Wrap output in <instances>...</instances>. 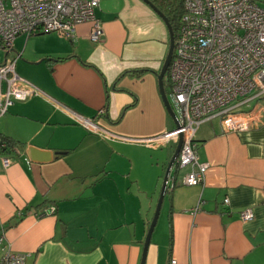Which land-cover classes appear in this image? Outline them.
<instances>
[{"label":"crops","instance_id":"crops-1","mask_svg":"<svg viewBox=\"0 0 264 264\" xmlns=\"http://www.w3.org/2000/svg\"><path fill=\"white\" fill-rule=\"evenodd\" d=\"M96 17L99 42L88 22L71 38L19 34L8 50L0 42V64L15 60L40 90L0 116V143L11 147L0 152L11 159L0 164V259L9 250L26 254L25 264L141 262L177 145L148 139L176 127L157 80L169 32L142 0H100ZM4 90L0 83V102ZM254 103L241 109L259 116L246 130H225L217 118L198 126L204 181L182 184L189 168L171 169L144 264H264V100ZM247 208L253 217L241 220Z\"/></svg>","mask_w":264,"mask_h":264},{"label":"built area","instance_id":"built-area-1","mask_svg":"<svg viewBox=\"0 0 264 264\" xmlns=\"http://www.w3.org/2000/svg\"><path fill=\"white\" fill-rule=\"evenodd\" d=\"M99 4L100 0H0L1 47L10 49L19 34L52 32L71 38L76 25L84 22L91 26L88 38L99 42L103 36L96 17ZM14 61L0 64V83H5L0 116L14 100L40 93L16 73ZM167 80L166 95L178 125L148 139L165 143L181 136L175 167L189 168L182 184L199 185L207 164L197 159L193 138L198 126L217 118L225 130L242 131L259 120L256 108L241 109L264 100V5L254 0H183ZM71 113L84 127L104 132L93 120ZM10 148L5 141L0 143V152ZM10 163L7 155H0L4 169ZM172 187L170 184L167 190ZM239 217L250 220L252 210L240 211ZM25 259L26 254L7 250L0 263L25 264Z\"/></svg>","mask_w":264,"mask_h":264},{"label":"water","instance_id":"water-1","mask_svg":"<svg viewBox=\"0 0 264 264\" xmlns=\"http://www.w3.org/2000/svg\"><path fill=\"white\" fill-rule=\"evenodd\" d=\"M144 1L146 4H148L161 18L162 20L165 22L166 27L168 29L169 32V47H168V51L166 54V57L164 59L163 65L161 67V70L159 72V74L157 75V80H158V87H159V93L160 96L162 98V101L164 103V106L168 112V114L172 117V119L175 122V125L177 126V120H176V115L173 111V109L170 106L169 100L167 98L166 92H165V88H164V77H165V73L167 71V68L169 66V63L171 61L172 55H173V48H174V32L172 30V27L169 23V20L167 18V16L157 7L153 4V2H151L150 0H142ZM180 145H181V136L178 137L177 139V145L176 148L166 166V170H165V174H164V178H163V183L161 186V190H160V194H159V198H158V202L156 205V209L155 212L153 214L152 220L150 222L149 228L147 230L145 239H144V243H143V250H142V258H141V262L140 264H144V260H145V256H146V252H147V248L150 242V238H151V234L153 231V228L156 224L158 215H159V211L161 208V204L163 201V197L166 191V188L168 187V177L170 174L171 169L175 166V162H176V158L178 156L179 153V149H180ZM29 153L31 154V156L33 157L34 155H36V157L41 158V159H48V157L46 156V158H44V154L41 153L38 150L35 149H30Z\"/></svg>","mask_w":264,"mask_h":264},{"label":"trees","instance_id":"trees-1","mask_svg":"<svg viewBox=\"0 0 264 264\" xmlns=\"http://www.w3.org/2000/svg\"><path fill=\"white\" fill-rule=\"evenodd\" d=\"M155 6H157L168 18L169 23L172 27L173 32L177 30L179 24V19L183 11V0H176V2L171 5L167 0H150ZM167 79V78H166ZM168 80H164V87L167 88ZM9 145V143H8Z\"/></svg>","mask_w":264,"mask_h":264},{"label":"rangeland","instance_id":"rangeland-1","mask_svg":"<svg viewBox=\"0 0 264 264\" xmlns=\"http://www.w3.org/2000/svg\"><path fill=\"white\" fill-rule=\"evenodd\" d=\"M254 1H256L261 6L264 5V0H254ZM167 2L171 5H173L176 2V0H167ZM3 84L5 85V83H3ZM3 88H4V86H3ZM249 105H251V104H249Z\"/></svg>","mask_w":264,"mask_h":264},{"label":"flooded vegetation","instance_id":"flooded-vegetation-1","mask_svg":"<svg viewBox=\"0 0 264 264\" xmlns=\"http://www.w3.org/2000/svg\"><path fill=\"white\" fill-rule=\"evenodd\" d=\"M165 75L167 76V71H166ZM164 88H165V87H164ZM166 90H167V88L165 89V92H166Z\"/></svg>","mask_w":264,"mask_h":264}]
</instances>
